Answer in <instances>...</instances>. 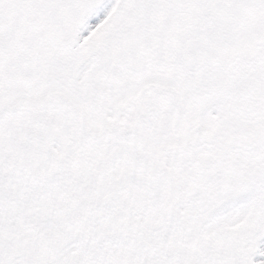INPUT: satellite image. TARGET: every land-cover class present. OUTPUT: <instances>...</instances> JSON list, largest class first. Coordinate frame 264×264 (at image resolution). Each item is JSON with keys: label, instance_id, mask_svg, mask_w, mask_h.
<instances>
[{"label": "snow or ice", "instance_id": "1", "mask_svg": "<svg viewBox=\"0 0 264 264\" xmlns=\"http://www.w3.org/2000/svg\"><path fill=\"white\" fill-rule=\"evenodd\" d=\"M0 264H264V0H0Z\"/></svg>", "mask_w": 264, "mask_h": 264}]
</instances>
